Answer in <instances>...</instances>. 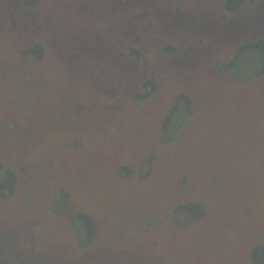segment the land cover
Segmentation results:
<instances>
[{
    "label": "rangeland",
    "instance_id": "obj_1",
    "mask_svg": "<svg viewBox=\"0 0 264 264\" xmlns=\"http://www.w3.org/2000/svg\"><path fill=\"white\" fill-rule=\"evenodd\" d=\"M23 2L0 0V161L18 179L0 197V264H253L263 57L221 66L264 38V0L226 20L220 0ZM134 36L148 68L125 52ZM152 72L156 93L133 100L128 84ZM180 93L194 114L179 128L177 109L162 132ZM183 203L204 216L175 211ZM77 211L98 224L92 244Z\"/></svg>",
    "mask_w": 264,
    "mask_h": 264
},
{
    "label": "trees",
    "instance_id": "obj_2",
    "mask_svg": "<svg viewBox=\"0 0 264 264\" xmlns=\"http://www.w3.org/2000/svg\"><path fill=\"white\" fill-rule=\"evenodd\" d=\"M256 0H220L221 2V10L222 16L226 20L233 14L239 12L246 4H250L255 2ZM141 44V40L138 36H134L133 44L126 49V54L129 59L135 63V65L141 68H148L149 67V59L145 58L142 54L141 50L139 49V45ZM250 50H257L262 54L263 60L260 70L257 72L258 76L264 74V38L256 39L253 41H249L246 43L241 44L238 49L236 50L233 59L229 62L224 63V66H221L223 69L232 68L235 63L238 61L239 56L245 52ZM39 52V48L36 46L35 48L29 49L25 55L30 56V54L34 55ZM159 79L152 73L148 76H145L142 79H137L134 83L132 81L131 84L128 85H140L139 92L137 93L135 90H131L130 93L133 95V100L138 102L147 101L156 91L158 90ZM182 106L183 110H179ZM178 109L179 111L184 114V125H180L179 128L185 127L190 118L192 117L193 108L191 99L187 94L180 93L176 96L173 106L170 109L169 113L165 117L163 124H162V132H165L167 128L174 123L176 120L175 116H173ZM178 128V129H179ZM0 170L1 178H0V197L10 199L13 197L17 190L18 179L17 175L14 170L10 168H5L4 164L0 161ZM175 211H183L188 214L189 217L191 215L194 219H200L204 216L205 212L204 209L197 203H183L177 206ZM75 216L71 219V223L74 225L81 226L83 228L82 233L85 237V242L87 244H92L95 242V238H97V229L98 224L88 213H84L81 211H77L74 213ZM251 261L253 264H264V245H256L255 248L251 252Z\"/></svg>",
    "mask_w": 264,
    "mask_h": 264
},
{
    "label": "water",
    "instance_id": "obj_3",
    "mask_svg": "<svg viewBox=\"0 0 264 264\" xmlns=\"http://www.w3.org/2000/svg\"><path fill=\"white\" fill-rule=\"evenodd\" d=\"M33 2V0H26V5H28V3H29V5L31 4Z\"/></svg>",
    "mask_w": 264,
    "mask_h": 264
},
{
    "label": "flooded vegetation",
    "instance_id": "obj_4",
    "mask_svg": "<svg viewBox=\"0 0 264 264\" xmlns=\"http://www.w3.org/2000/svg\"><path fill=\"white\" fill-rule=\"evenodd\" d=\"M24 2H23V5L25 6V7H27V6H29V3H28V5H26L27 3H26V0H23Z\"/></svg>",
    "mask_w": 264,
    "mask_h": 264
}]
</instances>
